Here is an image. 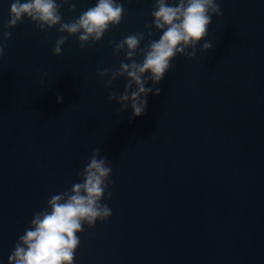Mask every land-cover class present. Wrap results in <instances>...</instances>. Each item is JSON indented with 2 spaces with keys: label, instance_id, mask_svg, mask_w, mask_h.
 I'll list each match as a JSON object with an SVG mask.
<instances>
[{
  "label": "water",
  "instance_id": "95a60500",
  "mask_svg": "<svg viewBox=\"0 0 264 264\" xmlns=\"http://www.w3.org/2000/svg\"><path fill=\"white\" fill-rule=\"evenodd\" d=\"M73 2L63 22L98 0ZM119 2L120 24L81 49L58 25L6 28L13 0H0V264L47 200L80 182L94 149L113 169L101 201L112 216L77 233L74 264H264V0H217L223 15L196 56H176L136 118L108 101L126 77L106 88L97 72L130 63L109 41L144 32V47L162 32L145 28L154 0Z\"/></svg>",
  "mask_w": 264,
  "mask_h": 264
},
{
  "label": "clouds",
  "instance_id": "9594fccd",
  "mask_svg": "<svg viewBox=\"0 0 264 264\" xmlns=\"http://www.w3.org/2000/svg\"><path fill=\"white\" fill-rule=\"evenodd\" d=\"M65 4L70 11L76 10L73 0H13L5 27L13 28L25 17L41 32L58 25L60 33L78 35L79 46L84 49L89 41H100L110 26H118L125 13L119 0H98L94 7L66 23L60 12ZM150 15L153 22L145 28L161 31L160 38L150 39L144 47H140L145 40L144 32L128 35L119 42L109 41L115 45L114 54L124 52L130 63L121 61L117 71L105 68L97 72L98 77H108L106 88H111L119 77H126L123 92L110 91L108 101L120 104L118 112L131 108V118L144 114L149 93L160 95L161 90L155 85L173 67L171 62L177 55L188 59L196 56L197 45L207 37L212 17L223 13L217 0H178L175 4H170L169 0H154ZM151 35L149 32L148 36ZM11 36V32H4L3 40ZM68 36L56 40L53 55L62 54ZM5 47L0 43V57ZM212 47L211 42L206 41L200 51L208 52ZM137 54L143 57L142 62L136 61ZM148 81L153 87L145 86ZM57 102L62 103V97L57 96ZM99 156L100 149H94L87 165L77 173L80 182L74 183L70 190L52 195L47 207L33 215L30 227L18 237L8 264H74L75 252L81 243L77 233L84 231V225L94 228L97 221L104 222L112 216L110 207L101 201L106 198L105 193L108 199L112 196L109 189L113 184L110 179L113 169L106 158Z\"/></svg>",
  "mask_w": 264,
  "mask_h": 264
}]
</instances>
